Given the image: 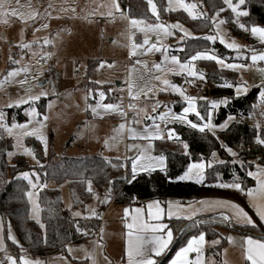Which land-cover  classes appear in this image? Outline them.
I'll return each instance as SVG.
<instances>
[{"label":"rangeland","instance_id":"obj_1","mask_svg":"<svg viewBox=\"0 0 264 264\" xmlns=\"http://www.w3.org/2000/svg\"><path fill=\"white\" fill-rule=\"evenodd\" d=\"M40 5L41 15L40 18L33 22L32 20L23 21L22 19L16 17H10L7 20V23L0 18V79L6 75L7 71L12 68L19 67H28L31 69L30 75L37 73L40 69H44L42 75L38 77V81L43 82V89L49 91V95L47 97H42L41 100L37 103V109L42 114H47L49 119L46 124L47 127L45 129L47 136V154L44 153L43 144L38 141L33 136H27L23 138L22 144L23 147H14L15 139L12 136H8L6 132L0 130V136H4L6 139H11L13 142V148L9 152H15L16 155L9 157L7 155V159L10 164H12L13 157L17 155H22L26 158L29 165L33 168L31 171H27L29 173H34L32 176V180L34 183H37V188L32 189L29 184V191H33L35 195V199L39 203V192L45 188H58L61 193L62 203L64 210L72 211V199L69 189V184L67 181L63 182L60 185H57L51 181H42L41 176L38 171L34 169L39 164V161L35 152V159H33L29 155L23 154L24 148H32L35 150V147L30 144L31 140H37L39 143V147L43 152L45 157H48L50 154H55L56 158H60L62 156H70L75 157L81 154H89V155H102L105 158H117L119 157L121 160L128 162L130 164L131 171V162L130 159L125 160V157L131 158L136 155V150H127L126 145L131 143H137L140 145H146L148 142L144 140H132L129 138L127 133H125V138L123 141L118 143L112 148H105L104 140L115 135L114 129L118 127L120 123H125L124 118L119 115L105 114L102 117H93L90 109H86V104H95L98 97L99 91L105 92V103H116L114 101H110V96L113 92H123L128 89V82L130 80V73H132L131 78L136 79L138 84H143L144 81H147L149 77L153 74L159 75L160 73L156 72L154 68H152L153 63H159L162 61L163 56L160 52L145 54L141 56H130L129 55V36L132 34V39L136 43H142L145 34L143 32L138 31L137 29L130 28V20L131 19H144L148 23H155L156 18L152 15L148 5V12L153 19H145V18H131L126 15L123 9L120 7L121 11L116 12L112 10V15L109 16L108 13L110 8L107 5L110 3V0H59L55 2L54 0H34L32 3L35 5ZM146 1V0H144ZM166 1V11L177 12L182 11L188 15L184 9L179 8L178 6L173 4L174 10H167L168 0ZM223 1V0H222ZM118 2V0H117ZM236 0H233V3H236ZM52 4V7L49 8L48 5ZM155 3V2H154ZM185 3H196L198 12H203L207 15L206 9L202 8L200 3L197 0H185ZM15 0H12V6H14ZM157 5V4H156ZM226 9L231 12V9L225 5ZM61 8L69 9L68 11H60ZM243 10L248 11V8H245L244 5L241 6ZM71 9H75L73 12ZM159 11V8L157 6ZM50 13V15H46L45 13ZM91 13V15H90ZM103 13V15H101ZM121 13L127 16L125 19ZM60 14V18L63 16L68 17V19H57V15ZM217 14V13H216ZM213 15V16H216ZM233 21L235 22V14L232 13ZM160 16V12H159ZM189 16V15H188ZM212 16V17H213ZM249 16V15H248ZM190 17V16H189ZM247 17V16H246ZM191 18V17H190ZM245 17H240V22L243 23V19ZM225 18L219 14L217 20ZM160 21L166 24L176 23L169 19H162L160 16ZM226 21V20H225ZM180 23V22H179ZM42 24H47L48 27H41ZM182 24V23H180ZM236 24V23H235ZM185 29H187L190 33H192V37L194 34L192 30L182 24ZM237 25V24H236ZM256 25V24H255ZM252 25L249 26V28ZM260 27H264L261 25H256ZM223 30V33L226 36V39L230 42L231 40L237 41L239 44L243 45L242 49L245 56H250L249 48H255L257 52L264 51V44H262L258 38L253 37L249 32L250 41H244L233 36L228 27L227 23L220 26ZM173 35L166 37L162 40L163 44L169 46V51L172 54L173 50H179L180 46L172 48V45L182 42L180 39L183 36V32L178 29L173 30ZM216 33V27L213 23V30L208 35H214ZM179 34L180 36H176ZM150 43L156 42V37L154 34L149 33ZM175 37V41L172 38ZM192 37H185V39H189ZM50 41L51 43L45 44V40ZM184 39V40H185ZM183 40V41H184ZM33 41H38L39 43H33ZM252 41L254 43H252ZM211 42V41H210ZM219 44V39L217 41ZM215 42V43H216ZM213 45L215 43L211 42ZM21 44H32L31 50L22 49L20 47ZM228 53L225 56H221L216 50V54L221 58L225 59L228 63H240L246 62L251 63L250 59L247 61L236 60V53L227 49L224 45L221 44ZM214 49V48H211ZM209 49V50H211ZM36 53V55H33ZM44 53H50L53 58H56L58 61L56 62V73L54 76L48 75V71L46 68L42 67L43 64L42 59L47 58ZM11 57V59H10ZM140 59L142 61H146L148 64V68L150 71L146 72L143 65L136 64V60ZM13 60H18L20 63L14 64ZM93 60V61H90ZM131 60V62H127ZM202 61V60H201ZM199 62H196V67L198 70L202 71L199 67ZM103 63V67L100 65ZM264 64V61L258 63V65ZM94 66L92 70V76L87 77V67ZM111 65V67L109 66ZM257 65V66H258ZM219 69L220 66L217 65ZM135 68L137 71L132 72V69ZM229 70L230 69H223ZM204 71V70H203ZM237 76V83L239 82L241 76L243 80L247 81L249 90L246 94L241 95L240 97L246 96L251 90L255 88H259L258 86L261 84V80L264 79L259 72L255 70L249 71H233ZM140 75L144 76V81L138 79ZM25 74L21 73L17 79H24ZM165 78L170 79L173 83L181 85L185 88L186 94L195 96V97H206L208 101L211 99L208 98L210 96L209 91L214 87V84L208 83L205 79L204 81L195 80L194 83L189 84L186 83L185 77L183 75L176 76L173 74H167ZM87 81L84 85L83 81ZM100 81V83H96ZM31 84H37V81H29ZM120 82L123 86L117 88L116 84ZM159 85V82L153 81ZM233 90V96L235 97V90ZM40 87H34L33 91H40ZM91 90L92 95L88 97L87 102L84 97ZM136 89H134L135 91ZM54 91L55 94H52ZM17 96V87L9 86L5 90L0 91V107L7 105L10 99H15ZM177 96L178 98H174L180 100L182 103L181 109H175L176 113L182 111V108L187 106L186 102L182 100L181 97L177 93L166 91L160 92L156 91L153 95L149 93L148 98H145L143 95L139 97L136 101V118L140 120L139 124L129 123V126L137 128L138 130L143 129L145 126L151 125L152 121L145 119L146 115L157 116L159 115L160 109L162 108V101L166 99H170L171 97ZM221 98H229V97H217L213 100L221 99ZM238 98V97H235ZM160 101L161 107L156 110V112H152V106L155 101ZM51 101L54 103V106L51 110L47 108L48 102ZM44 102V105L41 103ZM122 102V101H117ZM124 107V104L122 102ZM226 105H221L218 109L213 111V124L215 123V114L220 110L221 107H225ZM27 105H22L20 108H4L6 112V116H8L9 110H22V114H24V109ZM197 107L200 111L204 110L206 107L205 100H197ZM179 110V112H178ZM203 112V111H202ZM215 113V114H214ZM27 118V117H26ZM42 119V116L40 117ZM28 119V118H27ZM189 119H192L193 122H199L198 118L195 117L194 114H189ZM234 119L228 127L235 121ZM159 122V121H157ZM225 122V121H224ZM223 122V123H224ZM259 121H253L255 125ZM221 123V124H223ZM260 124L262 122H259ZM264 123V122H263ZM87 124V126H86ZM174 125H183L180 123H161V127L166 129L170 126ZM220 125V124H219ZM217 125V126H219ZM227 127V128H228ZM221 129L219 127L216 128V134L219 132L226 130ZM153 150L152 155H157L155 153V142L152 141ZM237 153V152H236ZM233 158V157H232ZM212 156L210 160H212ZM217 159L221 160L220 156L217 154ZM234 159V158H233ZM235 159L238 160V153ZM38 161V162H37ZM217 164V163H213ZM207 170V168H206ZM157 171V170H156ZM206 172V171H205ZM142 173H150V172H139ZM137 174V175H138ZM183 175V174H182ZM37 176L39 179L37 180ZM179 180V179H178ZM181 181V180H180ZM194 182V181H191ZM46 184V187H40V185ZM93 193L91 199H89L84 208V215L90 218L98 217V220H102V226L100 230L101 242L96 244L95 242H83L78 246H71L68 248L74 249L73 252H69L68 248L65 251L49 255L47 257H35L32 255L13 254L8 248V241L12 243L11 240L7 238L9 225L5 227L3 220L0 216V224L3 225L2 235L4 236V243L7 248L8 255L13 256L17 259V264H20L19 257L26 256V258L30 259H40L44 261V264H92L91 259H84L85 252L81 251V249H87L88 252H95L96 264H126L125 263V228L124 221L120 219H116L114 215V211L111 213H106L103 218H101V214L103 213V206L106 203H101L102 200L105 199L106 194H113V190L110 188H103L101 191L95 189L93 186ZM29 201V200H28ZM198 202V201H195ZM40 206V204H39ZM30 207V217L31 219L37 223L36 219H33V205L29 201ZM41 209V207H40ZM91 210H94L98 215L91 216ZM39 226L43 224L41 210L38 213ZM118 218V217H117ZM44 228V227H43ZM12 234L16 237V233L14 229L11 227ZM224 236L230 235L229 232L221 230ZM188 239L182 240L181 243L176 248L175 252L178 251L179 247L184 245ZM206 239V238H205ZM207 241V239H206ZM229 241V240H228ZM228 243V242H227ZM171 245V244H170ZM216 245V244H215ZM212 242L207 241L204 245V262L205 264H245V260L243 256L238 253V249L229 242L223 249L222 257L219 262L213 256L207 255V249L215 246ZM102 246V247H101ZM3 252V251H0ZM175 252L172 257L168 261L167 264H170L171 259L174 257ZM107 257V261L104 259ZM196 253H190L189 258L195 259ZM8 264V262H7Z\"/></svg>","mask_w":264,"mask_h":264},{"label":"trees","instance_id":"obj_2","mask_svg":"<svg viewBox=\"0 0 264 264\" xmlns=\"http://www.w3.org/2000/svg\"><path fill=\"white\" fill-rule=\"evenodd\" d=\"M197 1L202 8L206 9L207 19H193L182 11L167 13L165 0H154L162 19L177 21L188 26L196 37L172 45V48L180 46V49H183V51L172 49V54L179 56L183 61L205 48H214L221 56L230 53L218 42L213 45L210 41L202 38L212 32L213 21L211 18L216 13L225 18L227 27L233 36L247 42L250 41L248 33L235 24L231 12L226 9L222 0ZM119 3L128 17L153 19L148 12L147 2L144 0H119ZM244 7L249 10V16L243 19V23L247 27L253 24L264 26V0H246ZM220 9H224V11L221 12ZM176 36L180 35L176 34ZM172 40L175 41V37ZM252 43L254 42L252 41ZM92 67L90 66V70ZM199 67L204 70L207 82L214 84V87L209 91L211 97L227 96L231 98L230 102L225 107H221L215 114V123L217 125L223 123L229 115L234 116L236 120L215 137L207 130L201 133L188 126L174 125L171 127L175 129L182 142L168 139L155 142V153L157 155L164 154L167 157L166 172L157 170L138 174L136 179L129 183L128 180L131 179L130 166L124 160L107 158L112 164L127 165L126 167H112L102 155L85 153L75 157L62 156L56 158L55 154H50L45 157L38 141H30V144L35 147L39 161L34 169L39 172L42 181H51L57 185L65 181L69 183L73 209L84 207L86 202L91 199L93 192L87 191V181L91 180L92 186L97 190L111 188L115 194V203L118 205L129 206L135 202L151 199L164 204L172 198L188 199L191 202L202 199H225L245 207V210L257 223L255 228L241 226L223 221L222 217L218 215L200 216L191 221L169 220L168 223L173 231L174 240L165 254L157 259L158 264H167L182 240L193 235H199L201 232L205 233V238L209 242L219 240L218 244L207 249L206 252L208 256L215 257L217 262L221 260L223 249L227 245V238L220 233L221 230L226 232L237 231L264 240V223L251 210L246 197L233 189H223L216 186L218 183L231 182L233 176L236 175L244 178L246 187H252L254 180L246 176V171H253L256 164L264 166V146L255 143V135L259 130L255 129L253 124V121L262 122L261 128L264 129V104H261L259 98L261 89L255 88L246 96L235 98L231 88L222 86L224 79L234 85L237 83V76L233 71L219 69L215 62L205 60L199 62ZM41 105H44V102ZM181 106L182 103L177 109H181ZM200 112L204 115V110L201 109ZM7 120L9 123L13 120L23 123L27 118L22 114L21 109H12L8 111ZM183 143L189 145L188 155L184 153ZM221 144L231 147L237 152L238 160L245 161L244 167H241L239 163L233 165L231 163L232 156L224 147H221ZM12 148V140L0 136V216L5 227L10 225L14 229L18 241L17 244L8 241L9 250L16 255L47 257L65 251L69 245L81 244L95 238L99 233L100 220L96 218H71L64 210L58 188H45L39 192L44 228H41L31 219L29 201L26 195L29 191V184L26 180L17 179V177L21 172L31 171L33 168L22 155L13 157L12 164H10L7 153ZM212 152H216L221 160L227 163H217L211 168H207L203 184L178 180V177L186 171L188 164L200 159L207 162L210 160ZM249 162H253L251 167L248 166ZM179 236L180 238L176 242Z\"/></svg>","mask_w":264,"mask_h":264},{"label":"snow or ice","instance_id":"obj_3","mask_svg":"<svg viewBox=\"0 0 264 264\" xmlns=\"http://www.w3.org/2000/svg\"><path fill=\"white\" fill-rule=\"evenodd\" d=\"M147 5L152 13V15L156 18L155 23H148L144 19H131L130 20V28L137 29L140 32L145 34V38L142 43H136L132 39V34L130 33L129 40V55L130 56H141L145 54L160 52L163 56V59L159 63H153L152 68L156 70V72L160 73L159 75L153 74L149 77L147 81H144V76L140 75L138 77L139 80L144 81L143 84H138L136 79H132V73H130V80L128 82L127 93L128 96L132 98V100H137L141 95L145 98H148L149 93L155 94L156 91L166 92L171 91L177 93L179 97L182 98L184 102H186L185 107L182 108V111L179 113L173 112L171 108L166 107V111H161L157 116L146 115L145 119L151 120L152 123L149 126H145L143 129L138 130L137 128L129 126L128 123H120L118 127L114 129L115 135L110 138L104 140L105 148H112L125 138V133L132 140H144L148 143L146 145H140L137 143L127 144V150H136V155L128 158L125 157V160L130 159L131 162V179L128 180L131 183V180L136 179V176L139 172H155L159 170L161 172L167 171V157L164 154L160 155H152L154 140H163L167 138L168 140H175L177 142H182L180 136L176 133L174 128L164 129L161 127V123H180L187 125L188 127L198 130L201 133L207 132L211 133L214 137L216 134V128L219 127L221 129H225L228 125L235 119L234 116L229 115L223 124L219 126L213 124V111L218 109L221 105H227L230 102L231 98H221L217 100L208 101L206 97H195L186 94V90L181 85L173 83L170 79L165 78L167 74H173L176 76L183 75L185 77L186 83L192 84L195 80L204 81L206 79V75L203 71H200L196 67V62L205 60V61H213L220 68L230 69L233 71H249L255 70L259 72V74L264 77V68L257 67L258 63L264 61V51L257 52L255 48H249L250 56H245L243 52L244 46L239 44L235 40H231L230 42L226 39L223 30L221 29V25L225 24L226 21L223 19L217 20L219 13L216 16H213L211 19L216 27V33L214 35H206L202 37L206 41H211L215 43L217 39H219L220 44L224 45L227 49H231L236 53L235 59L247 61L250 59L251 63L240 62V63H228L225 59L221 58L216 54L214 49H207L197 51L194 55H190L187 59L181 60V58L177 55L171 54L169 51V46L162 43V40L166 37L172 36L173 30L178 29L183 32V36L180 39L183 41L185 37H192V33H190L187 29L183 27L179 22L166 24L160 21L159 11L157 9L156 3L154 0H146ZM179 8L184 9L188 13V15L193 19H207V16L203 12L196 11L197 4L196 3H185V0H168L167 10H174L173 4ZM223 3L227 5L231 12L235 14V23L237 26L244 30L245 32L251 33L253 37L258 38V40L264 44V27L256 26L253 24L250 28L246 26L245 23L240 22V17H246L249 15L248 11L243 10L241 8L242 5H245L246 0H237L236 3H233V0H223ZM15 5L12 6V0H0V18H8V17H19L22 20H32L35 22L40 18V13L36 11H30L27 14L20 11L19 8V0H15ZM49 8L52 7L50 3L48 5ZM110 8L108 13L109 16L112 15V10L116 12H120V5L117 0H110V3L107 5ZM69 9L61 8L60 11H68ZM73 12L75 9H71ZM220 11H224V9H220ZM46 15H50V13H45ZM91 15V13H90ZM103 15V13H101ZM121 15L127 19V16L121 13ZM7 23V19L4 20ZM41 27L47 28V24H42ZM149 33H152L156 37L155 43H150ZM196 38V37H192ZM33 43L38 44V41H33ZM45 44L51 43L47 39L44 41ZM20 47L22 49L31 50L32 44H21ZM183 51V49H180ZM36 55V53H33ZM45 56L50 57V53H44ZM11 59V57H10ZM12 63L18 64L20 61L13 60ZM136 64L143 65L146 72L150 71L148 68V64L146 61H142L137 59ZM103 63L100 67H103ZM111 67V65H109ZM44 69H40L37 73L31 75V81H37V84L33 85L29 82V73L31 69L28 67H19L12 68L7 71L6 75L0 79V91L5 90L9 86L17 87V96L16 98L10 99L9 103L3 107H0V130H3L8 134V136H12L15 139L14 147H23L22 141L24 137L33 136L38 141H40L44 146V153L47 154V136L45 129L47 127V120L49 117L47 114H42L37 109V103L41 100L42 97H47L49 95V91L43 89V82L38 81V77L42 75ZM135 68L132 69V72H136ZM21 73L25 74L24 79H17ZM221 79H224L221 77ZM153 81L159 82V85L153 83ZM96 83H100L97 81ZM40 87L41 90L38 92H34V87ZM227 88H234L235 97H240L248 92L249 86L247 81L243 80L241 76L238 83L235 85L228 80L224 79L223 85ZM261 90L259 91V98L261 104H264V79L261 80V84L258 86ZM134 89H136L134 91ZM52 94H55L54 91ZM91 90L84 97L87 102L88 97L91 96ZM98 99L95 104H86V109L91 111L93 117H102L105 114L115 113L120 117L124 118L127 116V111H125L122 102L116 103H105V92H98ZM205 100L206 107L204 109V115L198 110L197 100ZM22 105H27L24 109V114L28 118L25 122L19 123L13 120L11 123L8 122L6 112L4 108H20ZM54 103L49 101L47 104V108L49 110L52 109ZM129 108H135L134 103H130L128 105ZM161 107L160 101H155L152 106V112H156L158 108ZM189 114H194L196 118H198L199 122H193L192 119H189ZM139 114H137L138 116ZM42 116V119L40 118ZM159 121V122H157ZM131 123L139 124L140 120L138 118H134ZM87 126V124H86ZM255 129L257 134L255 135V143L257 145L264 146V129L261 128V124L257 122L255 124ZM218 139V137H217ZM221 147H224L225 150L232 156L234 159L231 161L233 165L239 163L241 167H244L245 161L237 160L235 157L237 153L231 148L227 147L224 144H221ZM183 149L185 155H188L189 145L187 143H183ZM23 154L31 156L35 159V150L32 148H24ZM7 155L12 157L16 155L15 152H8ZM212 160L205 162V160L200 159L197 162H193L187 165L186 171L183 175L179 176L178 179L181 181H194L197 184H203L205 182V171L206 168H211L213 163L225 164L227 163L224 160L217 159V153L212 152ZM119 160L120 158L117 157ZM106 162L110 164L112 167H126V164H112L110 160L105 158ZM38 162V161H37ZM253 162H249L248 166L251 167ZM34 173L29 172H21L17 179L26 180L32 187V189L37 188V183H34L32 180V176ZM247 177H252L256 182V187H246L244 178L240 176H233L231 182L227 183H218L216 186L223 189H233L237 191L239 194L247 197L251 201V207L255 213V215L259 218L261 222H264V166L261 164H256V171L247 170ZM39 177L37 176V180ZM127 179V177H125ZM111 183V181H109ZM87 191L89 193L93 192L92 181H87ZM46 184L40 185V187H46ZM28 200L33 205V219L37 220L39 223L38 213L41 210L37 199H35V193L33 191H28L26 193ZM110 199V194H106L105 199L101 201V203H107ZM205 210H215L217 208H228L232 215H225L224 213H220L223 221L234 223L241 226H252L253 228L257 227L256 221L253 219L249 212L245 210V207L241 206L239 203H235L232 201L226 200H205L199 202ZM178 202L174 203L169 201L167 202V211L165 208L161 207L159 201H153L147 205L148 216L147 220L141 219V213L143 212L142 208L134 209L136 215L132 216V222L126 223V227L129 229V243L127 250L128 264H158V260L156 258L162 257L166 250L169 248V245L173 242V231L172 229L165 223H161L164 219L165 214L169 219L172 217H176L177 219L184 218L191 220L192 216L195 215V212L181 217L175 209L181 208ZM125 216L129 215V210L126 208L124 210ZM76 216H80V212L75 213ZM98 214L91 210V216H97ZM87 218V217H86ZM152 221H156L153 223ZM41 228L44 227L43 224H40ZM3 225L0 224V251L5 253V260L8 264H17V259L11 255L7 254V248L4 243V236L2 235ZM86 234V233H85ZM7 238L12 241L13 244H17L18 241L16 237L11 232V226L9 225L8 236ZM229 242L234 240L233 237H228ZM45 237V243H46ZM207 243L205 239V233L201 232L199 235H193L191 239H188L187 242L179 247L178 251L175 252L174 257L171 259L170 264H205L204 262V245ZM214 245L219 243V240H215L212 242ZM102 247V246H101ZM68 251L71 253L74 251L72 248H68ZM81 251L85 252L84 259H91L92 264H96L95 252H88L87 249H81ZM196 253L195 259H190L189 254ZM245 256L251 264H264V240L253 239L252 237H247L245 240ZM107 261V257L104 258ZM20 264H44V261L40 259H30L26 258V256L19 257ZM0 264H4V261H0ZM67 264V262H65ZM110 264V261H108Z\"/></svg>","mask_w":264,"mask_h":264},{"label":"crops","instance_id":"obj_4","mask_svg":"<svg viewBox=\"0 0 264 264\" xmlns=\"http://www.w3.org/2000/svg\"><path fill=\"white\" fill-rule=\"evenodd\" d=\"M33 1L34 0H19V8H20V11L24 12L25 14H27L30 11H36V12H38V13L41 14L40 5L39 4H36V1H35V5H34L32 3ZM54 1L57 2L59 0H54ZM118 3H119V0H118ZM119 5H120V3H119ZM14 6H16V5L14 4ZM9 18L10 17H8V18H2V20H5V19L8 20ZM16 18H19V17H16ZM61 18L62 19H68L67 15L66 16H63L62 15ZM61 18H60V14L57 15V19H61ZM23 21H27V20H23ZM47 58H49V57H47ZM51 58H53V57H51ZM43 59H45V58H43ZM54 59L56 60V62L58 61L56 58H54ZM90 61H93V60H90ZM94 66L95 65H93V67L90 70V66L88 65V67H87V77L86 78H89V77L92 76V70L94 69ZM86 82L87 81L84 80L82 82V84L84 85ZM118 83L120 84V86L118 88H120L121 86H123L120 82H118ZM171 98H178V97L175 96V97H171ZM208 98L211 99V100L215 99V98H213L211 96H208ZM110 99H111V96H110ZM104 101L106 102V100H104ZM110 101H112V100H110ZM161 111H165V110L163 108H161L160 109V112ZM172 111L173 112H176L175 110H172ZM178 112H179V110H178ZM168 128H170V126L167 127L166 129H168ZM165 139H167V138H165ZM156 141H158V140H154L153 142H156ZM129 166H130V164H129ZM253 171H256V167H255V169ZM255 187H256V182L254 180V185L252 186V188H255ZM99 191H101V190H99ZM205 200H217V199H202V200H199L198 202L193 201V202H190L189 203L188 202V199L179 200V199H173L172 198V199H168L165 204L162 203V202H160V201L159 202L161 204V207L165 208V211H167V202L171 201V202L174 203V205H175L176 202H178L180 205H182V207L179 208V209H175L174 208V210L177 211L178 214L181 217L187 216V215L195 212V215L192 216V219L191 220H193V219H195L197 217H200V216H209V215H218V216H220V213H224L225 215H229V216L232 215L231 211L228 208H217L215 210H205L203 208V206L199 203L200 201H205ZM219 200H225V199H219ZM153 201H158V200L151 199V200H147V201H144V202H135V203H133L132 205H129V206H122V205H118V204L115 203V194L113 192V194L110 195V199L108 200V202L106 203V205H104L102 207L103 208V213L101 214V218H103L106 213L108 214V213H111L112 211H114L115 217L116 216L118 217V218L116 217V219H120V220L124 221V228H125V255H126L124 259H125V263L126 264H128L127 250H128V243H129V236H128L129 229L126 227V223H131L132 222V216L133 215H136V213L134 212V209H136V208H142L143 209V212L140 214L141 215V219L147 220V216H148L147 205L149 203L153 202ZM226 201H229V200H226ZM246 201H247V204L249 205V207L251 208V210L253 211V209L251 207V201L247 197H246ZM84 208H85V205H84V207L77 208V209H73V207H72L73 212L72 211H66V210H65V212H66V214H68L73 219H85L87 216L84 215ZM126 208L129 210V215L128 216H125L124 210ZM76 212H80L81 215L80 216H76L75 215ZM87 218H90V217H87ZM96 219H98V217H96ZM175 219H177L175 216L172 217L171 219H169L168 216L165 214L164 219L162 221H160V222L161 223H165V224H167L169 226L168 221L169 220H175ZM180 219H183V220H186V221H191V220L184 219V218H180ZM99 220H100V229H99L98 235L95 238H92V239H90V240H88L86 242H90L91 241V242H95L96 244H98V243L101 242L100 230H101V226H102V220L101 219H99ZM152 222L155 223L156 221H152ZM262 223H264V222H262ZM220 233L223 235V233L221 231H220ZM229 233H230V235H227V237H226L227 238V242L229 243L228 237H233L234 240L232 241V244L236 247V249H238V253L241 256H243V258L245 260V264H251V262L248 261L246 259V256H245V240H246L247 237H249V235H246V234H243V233H240V232H237V231H229ZM250 237H252V236H250ZM252 238L253 239H259L257 237H252ZM173 240H174V234H173ZM260 240H262V239H260ZM81 244L69 245V246H67V248L68 247H71V246H78V245H81ZM169 247H170V245H169ZM0 253H2V252H0ZM156 259H158V258H156Z\"/></svg>","mask_w":264,"mask_h":264},{"label":"built area","instance_id":"obj_5","mask_svg":"<svg viewBox=\"0 0 264 264\" xmlns=\"http://www.w3.org/2000/svg\"><path fill=\"white\" fill-rule=\"evenodd\" d=\"M43 64L41 65L42 67L46 68L48 71V75L50 76H54L57 70L56 67V60L54 58H45L42 60ZM127 62H131V60H128ZM257 67L259 68H264V64H260ZM31 79V75L29 74V81ZM111 100L112 101H122L124 104V109L125 111H127V116L124 117L125 123H130L131 121H133L134 118H136V112H135V108H136V101L132 100V98L130 96H128L127 90L123 91V92H114L111 95ZM130 103H134L135 104V108H129L128 105ZM181 101L174 99V98H170V99H166L162 101V108L166 111V107L171 108L172 110L177 109L180 106ZM188 202L190 203L191 200H188ZM8 254V253H7ZM0 261H4V264H7V261L5 260V253L2 252L0 253Z\"/></svg>","mask_w":264,"mask_h":264},{"label":"water","instance_id":"obj_6","mask_svg":"<svg viewBox=\"0 0 264 264\" xmlns=\"http://www.w3.org/2000/svg\"><path fill=\"white\" fill-rule=\"evenodd\" d=\"M116 86H117V88H118V87L120 86V84L117 83ZM212 216H215V215H209V217H212ZM188 225H189V224H188ZM188 225H187V226H188ZM187 226H186V227H187ZM179 238H180V236L176 239V242L178 241ZM176 242H175V243H176ZM175 243L173 244V246L175 245ZM173 246H172V247H173Z\"/></svg>","mask_w":264,"mask_h":264}]
</instances>
